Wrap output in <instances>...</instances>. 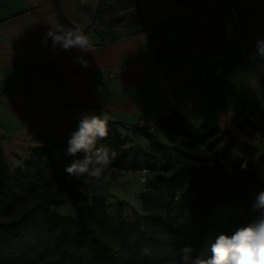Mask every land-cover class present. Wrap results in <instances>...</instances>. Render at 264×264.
I'll list each match as a JSON object with an SVG mask.
<instances>
[{
	"label": "crops",
	"instance_id": "1",
	"mask_svg": "<svg viewBox=\"0 0 264 264\" xmlns=\"http://www.w3.org/2000/svg\"><path fill=\"white\" fill-rule=\"evenodd\" d=\"M238 2L235 19L212 0H133L131 10L140 19L135 28L124 33L117 27L114 39L104 42L91 33L92 51L83 55L92 67L85 69L71 62L79 53L58 49L53 55L50 41L47 47L40 43L58 22L51 0H0V146L10 168L22 167L35 146L58 157L59 144L84 110L122 122V135L146 125L162 142L154 122L173 111L193 124L234 133V117L243 118L257 91L264 92V61L248 58L255 39L264 38V0ZM103 4L60 0L66 20L84 30L95 27ZM215 24L224 43L209 48L203 37ZM16 81L22 91L9 88ZM134 130L143 140L128 146L147 150V139Z\"/></svg>",
	"mask_w": 264,
	"mask_h": 264
},
{
	"label": "trees",
	"instance_id": "2",
	"mask_svg": "<svg viewBox=\"0 0 264 264\" xmlns=\"http://www.w3.org/2000/svg\"><path fill=\"white\" fill-rule=\"evenodd\" d=\"M51 1L58 22L73 27L60 0ZM107 14V8L100 9L98 21ZM94 28L85 34L96 33ZM106 39L114 36L101 42ZM185 120L178 111L155 120L165 142L146 125L128 127L147 139V150L128 146L129 136L119 130L126 126L110 119L107 139L98 141L116 153L108 167L146 170L148 195L170 193L165 209L152 207L144 197L147 216L136 221H124L120 207L116 215L107 214L102 195L94 196L75 217L53 209L79 195L77 181L65 173L73 159L64 155L67 139L59 144L58 157L45 146H35L23 166L13 170L0 146V264H179L185 244L196 249L194 255L209 256L218 234H230L259 215L252 201L264 190V180L250 167L251 143L220 126ZM259 127L264 132V121ZM236 171L248 186L222 179Z\"/></svg>",
	"mask_w": 264,
	"mask_h": 264
},
{
	"label": "clouds",
	"instance_id": "3",
	"mask_svg": "<svg viewBox=\"0 0 264 264\" xmlns=\"http://www.w3.org/2000/svg\"><path fill=\"white\" fill-rule=\"evenodd\" d=\"M49 41L53 55L58 49L68 53L75 51L79 54L72 57L74 65L92 67L83 55L91 53L92 45L82 26L66 28L57 22L48 27L40 43L47 47ZM248 58L253 63L264 61V38L255 39L254 51ZM108 121L107 114L95 111H80L76 117V127L67 138L64 155L73 157L65 166V173L78 183H97L116 155L108 146H98V141L108 137ZM252 208L259 215L245 225L235 226L230 234H218L210 244L209 256L194 255L196 249L191 244L182 246L179 264H264V190L255 194Z\"/></svg>",
	"mask_w": 264,
	"mask_h": 264
},
{
	"label": "rangeland",
	"instance_id": "4",
	"mask_svg": "<svg viewBox=\"0 0 264 264\" xmlns=\"http://www.w3.org/2000/svg\"><path fill=\"white\" fill-rule=\"evenodd\" d=\"M103 6L108 9V14L101 17L94 28L95 32L103 37L116 34L117 27H122L124 33L128 32L135 28L136 22L140 20L136 19L138 15L131 10L135 8L133 0H104ZM204 35L203 39L209 48L224 43V33L219 25L215 24L214 28ZM260 85L257 82V86ZM261 86L262 89L264 85ZM259 93L258 90L257 102L245 113V116L243 118L235 117L233 132L236 134L232 131L230 133L254 146L250 167L264 180V132L259 129L260 122L264 121V92L261 94L262 96ZM254 100L252 95L248 103L254 102ZM185 122L187 123L186 120ZM141 123L145 124L144 121ZM128 131L132 136L127 138V144L130 140L134 142L143 140L133 128H129ZM148 177L149 172L146 170L107 167L97 183L83 185L77 182L75 189L79 195L75 199L54 206L53 209L62 215L75 217L80 208L91 203L94 196L102 195L105 198L107 214L116 215L118 207H120V215L124 221L143 220L147 216L142 204L144 197L152 207L161 209L166 208L170 197V193L148 195L149 189L146 185ZM222 179H226L230 184L248 186L247 180L242 177L239 171L224 175Z\"/></svg>",
	"mask_w": 264,
	"mask_h": 264
},
{
	"label": "built area",
	"instance_id": "5",
	"mask_svg": "<svg viewBox=\"0 0 264 264\" xmlns=\"http://www.w3.org/2000/svg\"><path fill=\"white\" fill-rule=\"evenodd\" d=\"M212 1L216 4V6L228 8L232 16L235 19L238 18L240 14V7L238 0H212ZM9 88L22 91V87L19 81L12 83Z\"/></svg>",
	"mask_w": 264,
	"mask_h": 264
}]
</instances>
